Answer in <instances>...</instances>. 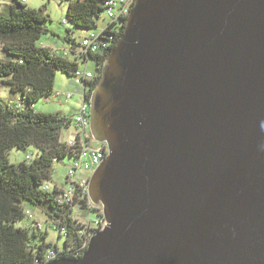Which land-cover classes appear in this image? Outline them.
<instances>
[{
  "label": "water",
  "instance_id": "1",
  "mask_svg": "<svg viewBox=\"0 0 264 264\" xmlns=\"http://www.w3.org/2000/svg\"><path fill=\"white\" fill-rule=\"evenodd\" d=\"M90 113L107 225L47 264H264V0H136Z\"/></svg>",
  "mask_w": 264,
  "mask_h": 264
},
{
  "label": "trees",
  "instance_id": "2",
  "mask_svg": "<svg viewBox=\"0 0 264 264\" xmlns=\"http://www.w3.org/2000/svg\"><path fill=\"white\" fill-rule=\"evenodd\" d=\"M67 1L65 20L69 27L64 41L77 47L80 42L72 37L70 27L83 32L95 29L96 19L106 16L107 0ZM47 22L42 10H31L21 0H12L4 14H0V44L4 45L1 51L6 55L0 61V83L12 94L20 95L15 104L0 99V264H47L52 250L73 258L81 257L86 250L84 226L73 218L72 209L85 203L76 198L71 206L62 204L59 190L45 189L53 181L54 165L66 158L76 159L81 149L80 145L69 148L62 141V132L71 128L72 118L35 110L37 102L54 95L57 74L73 78L77 68L76 63L55 56L50 48L40 45L42 36L50 32L45 26ZM115 25L109 24L107 34H113L114 40L105 53L88 56L95 77L85 82L87 98H91L106 58L124 31V26H120L112 33ZM28 148L34 150L32 161L26 159L19 165L10 162V152H26ZM26 204L47 217L64 240L61 249L47 241L48 230L35 220L25 228L17 227L31 213ZM36 237L42 242H35Z\"/></svg>",
  "mask_w": 264,
  "mask_h": 264
},
{
  "label": "built area",
  "instance_id": "3",
  "mask_svg": "<svg viewBox=\"0 0 264 264\" xmlns=\"http://www.w3.org/2000/svg\"><path fill=\"white\" fill-rule=\"evenodd\" d=\"M74 1V0H70ZM136 0H107L105 2L106 17L109 24H114L115 28L112 33L118 31L120 26H125V22L129 17ZM23 4L28 0H21ZM120 20L123 22L119 23ZM63 24L69 27L68 22L64 19ZM109 24L99 33H92L90 36L84 38L79 46L73 44H66L64 47L50 48L53 55L62 57L77 64L76 70L73 72V80L75 84L82 90V104L79 107V113L72 120L71 129L68 139L65 141L69 148H76L81 146L76 159H71L72 162L68 166V172L65 176L64 185L53 183L50 187L48 184L46 190H59V199L62 204L68 206L73 205L74 200L78 198L85 204L73 206L72 209L78 208L87 213L88 217L94 220V227H85L79 220L78 224L84 226L85 246L87 249L90 239L98 232L102 231L107 225L103 212L99 206L95 205L89 197V182L94 170L102 163L108 154V147L104 143H98L96 149L91 148L90 142L93 139L90 131V98H87V89L85 82H91L94 77V71L90 70L88 56L103 54L111 46L114 40L113 34L108 35ZM42 46V45H41ZM4 45L0 44V50H3ZM43 47V46H42ZM34 154L27 156L28 161H32ZM85 174L86 176H82ZM30 216V214H29ZM89 219V220H90ZM52 227V224H51ZM53 228V227H52ZM62 255L55 250L49 254L50 261L59 258ZM48 261V262H50Z\"/></svg>",
  "mask_w": 264,
  "mask_h": 264
},
{
  "label": "rangeland",
  "instance_id": "4",
  "mask_svg": "<svg viewBox=\"0 0 264 264\" xmlns=\"http://www.w3.org/2000/svg\"><path fill=\"white\" fill-rule=\"evenodd\" d=\"M12 3V0H0V14H4L5 9ZM69 2L67 0H28L27 6L31 10H42L44 16L48 18V22L45 24L46 28L50 31L48 34L42 36L41 42L51 46L53 44L56 47H64L66 45L64 39L67 35V26L63 24L64 19H66V14L68 10ZM108 24V20L103 14L100 18L96 19L97 27L88 31H81L79 29L70 27L72 31V37L81 42L87 36H90L92 33L101 32ZM53 33L56 35L54 36ZM6 55L0 50V61L5 60ZM89 69H94V65L90 62L88 65ZM81 91V88L78 87L73 78L58 73L55 81L54 95L48 98L41 99L35 104V110L39 113L44 114H56L60 113L63 116H68L74 120L75 116L79 113V107L82 104V94L78 93ZM78 92V93H77ZM0 99L6 103L15 104L20 100V95H15L10 92V90L0 83ZM72 131L64 130L62 132V141H66L69 137V133ZM90 146L93 149L98 147V143L95 140L90 142ZM34 152L33 148H28L26 152L23 151H12L9 155V160L12 164L19 165L21 162L27 159V156ZM72 160L66 158L62 163H56L54 165V174L52 182L56 184L64 185L65 176L68 172V166L71 164ZM82 176H86L83 174ZM48 183L50 187L53 186V183ZM26 208L31 211L28 219H24L17 224V227H27L31 224L32 220L40 223L43 228L47 229L49 236L47 241L53 246L57 245L59 249L63 247L64 240L59 238V233L55 231L47 217L41 213L39 209L29 204H26ZM99 209L103 212L102 206H99ZM90 217V216H89ZM87 213L76 208L73 211V218L79 220L85 227H94V220L90 219ZM90 219V220H89ZM33 222V221H32ZM43 229V230H44ZM34 241L41 243L42 239L39 237L34 238Z\"/></svg>",
  "mask_w": 264,
  "mask_h": 264
},
{
  "label": "crops",
  "instance_id": "5",
  "mask_svg": "<svg viewBox=\"0 0 264 264\" xmlns=\"http://www.w3.org/2000/svg\"><path fill=\"white\" fill-rule=\"evenodd\" d=\"M53 35L56 36L54 33H53ZM40 45H42L43 47H46V48H57V49H60V47H56L53 44H50L51 46H49V45L45 44V42H41V41H40ZM78 94L81 95L82 94V90ZM66 117H68V116H66Z\"/></svg>",
  "mask_w": 264,
  "mask_h": 264
}]
</instances>
